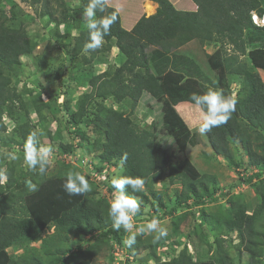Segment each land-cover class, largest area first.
<instances>
[{
  "label": "trees",
  "instance_id": "trees-1",
  "mask_svg": "<svg viewBox=\"0 0 264 264\" xmlns=\"http://www.w3.org/2000/svg\"><path fill=\"white\" fill-rule=\"evenodd\" d=\"M150 1L157 4L155 13L149 16L142 14L129 28L125 22L124 25L121 24L119 12L101 0L104 11L97 10V18L116 12L117 21L112 25L110 34L104 37L106 43L104 48L92 51L90 57L82 59L85 63L90 60L101 62L98 56H102L105 48L113 43L119 51L120 64L115 66L112 72L106 67L103 72L88 79L94 94L102 99L109 97L118 102L128 98L135 103L141 92L145 90L159 101L164 100V116L153 131L142 130L138 133L136 126L128 116L123 115L122 111L106 109L103 114L95 113L93 123L105 131V136L103 141L101 138L94 141L93 145L99 150L96 156L98 165L94 169L101 172L104 165L120 166L122 168L120 175L139 176L145 180L143 192L135 193L131 189L126 191L130 196L138 199L141 206L150 203L155 213L144 219L140 217L143 213L140 210L135 217L136 221H145L153 217L159 219L166 214L163 212L157 215L164 204L161 191L153 188V185L155 181L163 178V173L167 170L169 183H179L181 187L179 200L167 211V214H172L182 203L189 205V208L195 206L199 210L198 226L215 233L213 241L209 242L208 233L202 228L197 229L199 240L206 247V254L215 245L207 258H203V251V253L197 251L193 255L186 246H183L177 253L173 252L167 260L155 258L153 264H233L223 246L224 237L219 234L226 235L234 231L239 242V259L244 261V264H263L264 83L253 67L264 68V58L258 60L253 53L264 54V46H257L250 40L254 31H264V26L257 27L250 20L251 11L259 15L264 14L262 1L190 0L194 3L195 9L184 5L175 7L171 0ZM79 2L80 5L67 7L65 10L67 13H63V19L57 22V25L64 24L66 33L61 35L56 25L53 35L56 37L55 40H65L70 29H76L77 35L70 49L72 55L80 53L88 40L87 26L77 21L73 12L76 7L85 9L89 0H79ZM123 8L126 14V5ZM45 13L51 15L48 10L43 14ZM16 18L18 16L15 10L11 9L8 13L0 8V141L4 143L17 141L24 146L26 137L34 130V125H31L32 122L27 118L29 108L23 94L25 92L31 94L32 91L27 90L22 93L11 85L13 79L21 75L23 65L21 57L32 55L34 40L28 36L21 22L23 19L19 18L15 25H11ZM46 19L54 20L52 17ZM192 39L215 42L219 44L216 46L217 49L221 48L223 39H228L242 54L247 50L246 45H250L252 48L248 52L252 56L251 62L254 66H249L246 62L233 66L227 63L225 58L223 62L221 59L220 68L226 72L227 79L223 86L225 92L219 88L221 84L218 80L221 74L218 73L214 79L206 77L194 63L196 72L189 68L192 74L189 70L183 72L166 69V66L173 61L167 51ZM216 52L217 50L215 54ZM206 57L211 70L219 68L212 56ZM231 60L233 61L232 57ZM73 69L77 67L74 65ZM56 77L51 75L47 81H54ZM198 78L204 81V84L200 83ZM234 79L238 80L239 89L232 93L229 83ZM206 81L210 84L209 87L205 86ZM209 88L219 90L225 96L236 100V110L231 119L204 135L213 155L222 157L233 167H242L245 173L250 172L245 177V181L249 182L260 196V202L250 212L245 201L238 198V195L228 197V207H222L219 212L205 211L204 206L216 201L213 198L216 178L214 175L200 172L184 153L189 145L196 144L197 139L195 133H191L176 114L174 105L182 101L191 102L190 96L193 93L202 94ZM90 97L91 94L88 92L83 93L76 103L75 111H68L70 109L68 101L63 102L73 124H79L87 114L86 102ZM31 107L40 114L43 108L49 109L51 106L48 101L31 98ZM98 108L104 109L101 104ZM16 109H22L27 119L15 127L17 140H12L13 137L8 138L4 133L6 124L3 116L16 120L17 116L14 114ZM47 134L50 135V132L47 131ZM163 135L170 137L173 142L172 147L161 141ZM80 136L82 139L87 138L84 132ZM232 142L238 143L242 157L246 159L245 163L236 159L231 149ZM61 148L63 151H70L68 145H61ZM125 156L126 159L123 158ZM62 169L64 175L75 170L70 164H63ZM13 170L14 166L7 164L3 171L4 181H1L0 176V264H91L94 248L101 245L111 246V242L117 244L122 242L125 231L112 229V221L108 215L109 201L100 197L101 188L99 189L98 184L96 186L89 179V174L84 175L89 181L91 190L81 195H68L64 191L63 184L60 188L53 187L54 189L47 191L45 182L48 179L46 180L44 174L41 175L38 171L23 173L20 170L15 175ZM0 173H2L1 165ZM25 179L35 184L36 190H30L25 184ZM254 179L256 181L252 182ZM109 190L114 191L112 186ZM96 194L99 196L97 197ZM28 196L33 198L31 202L25 201ZM189 200L191 203H188ZM50 225L54 226L55 233L53 242L46 246V238L51 236L41 239V233ZM86 235L92 238L91 242L85 246L77 244V250L72 251L71 243L73 244L75 240L77 243L84 241ZM163 238L151 244L141 241L137 236L136 243L128 246L127 250L131 255H135L138 249L148 247L147 256H150L155 253L156 245L164 241ZM37 239L41 240V249L33 251L27 243ZM17 245L24 246V251L20 255L15 256L6 252L7 247ZM240 247L247 254L245 259L241 256Z\"/></svg>",
  "mask_w": 264,
  "mask_h": 264
},
{
  "label": "rangeland",
  "instance_id": "rangeland-1",
  "mask_svg": "<svg viewBox=\"0 0 264 264\" xmlns=\"http://www.w3.org/2000/svg\"><path fill=\"white\" fill-rule=\"evenodd\" d=\"M0 1V8L8 13L13 9L17 13L18 18H16L14 22H11V25H15L19 21V18L23 19L21 22L23 23L28 36L34 40L32 55H24L21 57L23 63L21 75L19 74L17 78L13 79L11 86H15L18 91L22 93L27 90L32 91L31 94H26V92L23 94V97L27 100V106L29 108L27 118L32 122L31 125H34V130L42 133L40 136L41 143L44 145H50L53 149V155L50 158L52 163L44 174L45 179H48L45 182L47 191L61 187L66 178V175L63 174V164H70L71 167L75 168L73 172H81L85 175L89 174V179L92 180L95 185L98 184L99 189L101 188L99 194L100 197L105 198L106 201H109L108 203H110L113 196V192L109 190V187L111 186L110 180L113 176L120 175L122 173V168L120 166L115 167L112 165H104L101 172L94 169L98 165V159L96 156L99 150L96 149L93 144L94 141L99 138L103 141L105 136V131L93 123V120H95V113L103 114L106 112V109L122 111L123 115L128 116L131 122L136 126L138 133L142 130L150 132L154 130V127H158L159 125L157 124L162 121L165 112V107H163L164 100L159 101L145 90L141 92L135 103H132L128 98L118 102L111 98L109 99V97L107 99H102L94 94V89L88 84V79L92 75L103 72L106 67L112 72L114 67L120 64L121 60L118 57L119 51L113 43L110 47L106 46L107 48L103 51L102 56H98V60L101 62L90 60L85 63L82 58L90 57L92 51H85L84 48L77 55H72L70 49L73 47L75 41L74 37L77 35L75 28L70 29V33L67 34L68 37L65 40H55L56 37L53 35L57 22L63 19V13H67V11H65L67 7L80 5L79 0ZM103 1L113 6L119 12L122 21L121 24L124 25L125 22L129 28L135 22L136 18L140 17L142 14L145 16L152 15L157 8V4L150 0ZM171 1L175 7H178L179 5L187 6L192 2H190V0ZM146 2H149L153 7L150 13L146 10ZM125 5V12L127 15L124 14L123 7H125ZM193 8L195 9V7ZM46 10L51 13L50 16H48L47 13L43 14ZM73 16L77 21H80L81 24L86 26L87 18L84 16V8L76 7ZM47 17H52L54 20H48L46 19ZM57 29L61 35L62 33H66L63 23H59ZM250 38L249 39L253 44L264 46V31L256 30ZM186 44L187 42L179 47L173 46L167 51L168 56L173 61L166 66V69L170 68L187 72L189 68H191V70L196 72V68L194 67V64H196L199 66L200 72L206 77L209 76L211 79L216 78L219 73V75L221 74V77L218 80L221 84V87L219 86V88L220 90L222 89L223 92L226 91L223 86H225L227 79L225 78L226 72L220 68L221 59L223 62V58H225L226 62L233 66L243 62H246L249 66L253 65L251 62L252 56H250L248 52L249 49L252 48L250 45H246L247 50L245 54H242L229 42L228 39H223L222 46L218 49L216 45L219 44L206 41L202 42L200 40L198 44L197 42H191L189 48L184 46ZM65 45H67V47ZM105 45L106 43L103 41L102 47L104 48ZM190 48L198 49L199 58L202 62L195 61L193 58L191 59L189 57L188 54L191 52V50H189ZM149 49H152V47H149ZM159 49L161 48L159 47ZM216 50L217 52L215 54ZM160 51L164 52V50ZM208 55L209 57L212 56L213 60H216L219 68L216 70L212 69V71L208 67L206 57ZM253 55L258 60L264 58V54L261 52H254ZM231 57L233 58V61L231 60ZM74 65L77 69H73ZM76 70L78 71L77 73ZM253 70L259 74L264 83V68L255 66L253 67ZM189 72L192 74L190 70ZM222 74L224 75L223 78ZM51 75H56L57 77L54 81L48 82L47 79ZM232 77L234 78V75ZM197 80L204 84V81L199 78ZM205 86L209 87L210 84L206 81ZM229 86L232 93L237 92L239 89L238 80L234 79L229 83ZM85 92L91 94V97L86 102L87 114L82 118L79 124H73L70 121L68 111H75L78 99H80ZM31 98L45 102L48 101L51 107H49V109L43 108L40 114H38L31 107ZM66 100L70 106L68 111L63 105V102ZM99 104L103 105L105 110L98 108ZM174 110L182 122L191 130V133H195L197 139L195 145H189L186 148L184 152L185 155L192 163H194L200 172L214 175L216 178L214 186L215 190L213 191V198L216 199V201L204 206L205 211L215 212L217 210L219 212L222 207H228V197L238 195V198L245 201L248 212H250L260 202L259 193L256 192L255 188L249 182L245 181V177L249 175L250 172L245 173L242 167H233L225 159H222V157L212 154L206 136L204 134H199L197 131L198 125L201 122V112L194 103L189 101L178 102L174 105ZM14 114L17 116L16 120L9 116H3V120L6 124V131L4 133H6V137H13L12 140H17V133H15L14 129L18 124H21L20 122L27 119V115L24 114L22 109H16ZM47 131L50 132V135L47 134ZM82 132L86 134V139L81 138L80 134ZM161 139V141L167 146H173V142L169 136L163 135L161 136ZM61 145L70 146V151H63ZM231 149L236 159L238 161L242 160L243 163H245L244 160L246 159L245 157H242L243 155L240 152L238 143L232 142ZM10 153H14L17 156V159H10ZM7 164H12L14 166L13 172L15 175L19 173L20 170H22L23 173H29L32 171L24 163V146L18 144L17 141H14L13 143H10V141H6L5 143L0 141V165L2 173L6 169ZM4 179L5 176L3 174V176H1V181H4ZM254 181H256V179L252 182ZM27 182L28 180L25 179L26 185ZM153 188L161 191V199L164 206L157 212V215H161L163 212L166 213L159 218V220L161 221L162 226L166 227L168 230V235L163 238L164 241L156 245L155 253L147 256L149 248L146 247L138 249L137 254L131 255L127 250L128 245L126 243L129 233L125 232L120 244L111 242V246L101 245L100 247L97 246L94 248V253L90 259L91 264H153L155 258L167 260L173 252L177 253L183 246H186L187 250L193 255H195L197 251H203L204 259L211 254L215 245H213L206 254V247L201 243L202 241L199 240L197 229L202 228L208 233L207 240L209 242L213 241L215 233L208 232L205 227L198 226L200 224V219L197 207L194 206L189 208V205L187 206L181 202L182 204L177 206L172 214H167V211L177 203L180 198V184L169 183L166 170L163 173V178L155 181ZM59 192L61 193V190ZM99 195L96 194L97 197ZM30 197H26L25 201L31 202L33 198ZM188 203H191V200H189ZM140 209L143 211L142 216L140 217L144 219L155 213L153 212L150 203L144 206H141L140 204ZM149 220L136 221L134 218L135 227L139 228ZM133 231H135V228ZM54 233L55 228L53 225L44 228L41 233V239L51 236L46 238V246L53 242ZM154 235L155 233H144L137 234L136 237L139 236L141 241L154 244ZM219 235L224 237L222 241L223 246L226 249L227 255L230 256L232 263L244 264V261L239 259V242L236 232L234 231L226 235ZM91 239L92 238L89 235H86L84 241H79L77 243L75 240L73 244L71 243L72 251L77 250V244L85 246L88 242H91ZM27 244L33 251H40L41 249L40 239L31 241ZM5 250L8 254L18 256L24 251V246H9ZM240 250H242V247H240ZM241 253L242 258L245 259L247 255L246 252L242 250ZM40 255L43 256V254ZM262 263L264 264V257L262 258Z\"/></svg>",
  "mask_w": 264,
  "mask_h": 264
},
{
  "label": "clouds",
  "instance_id": "clouds-1",
  "mask_svg": "<svg viewBox=\"0 0 264 264\" xmlns=\"http://www.w3.org/2000/svg\"><path fill=\"white\" fill-rule=\"evenodd\" d=\"M97 10L103 12L104 7L101 0H89L84 9V16L87 18L86 26L88 29V40L84 44L85 51H96L103 45L104 37L110 34L111 27L117 21V13L112 12L110 15L97 18ZM258 18H264V14L259 15L255 11L250 12L251 22L257 26H264L263 23L257 24L251 18V14ZM190 100L201 112V122L197 131L199 134H207L215 127L226 124L236 110V100L232 97L225 96L221 91L209 88L202 94L193 93ZM42 133L36 130L31 131L24 142V163L32 171H38L43 175L51 165L53 149L50 145H44L40 141ZM10 159L15 160L17 156L14 153L9 154ZM126 159V156L123 157ZM3 176V173H0ZM113 188V196L109 203L108 215L112 221V229L120 231L123 229L129 233L126 241L127 245L136 243L137 234H153V242L159 241L168 235L166 227L162 226L158 218L153 217L146 221L139 228L135 227L134 218L140 213V202L138 199L130 196L126 189L139 193L144 191L145 180L142 177H131L117 175L110 180ZM30 190H36V185L31 181L27 182ZM64 191L68 195H81L91 190L88 179L80 172L69 171L63 183ZM135 228V231H133Z\"/></svg>",
  "mask_w": 264,
  "mask_h": 264
},
{
  "label": "crops",
  "instance_id": "crops-1",
  "mask_svg": "<svg viewBox=\"0 0 264 264\" xmlns=\"http://www.w3.org/2000/svg\"><path fill=\"white\" fill-rule=\"evenodd\" d=\"M149 1V0H148ZM184 1V0H183ZM259 1H262V6L264 7V0H259ZM180 2H182V1H180ZM191 2V1H190ZM146 3H148V4H150L149 2H146ZM194 3L193 2H191L190 3V5H187L186 7H188V8H193V7H195V5H193ZM151 5V4H150ZM193 5V6H192ZM192 6V7H191ZM179 7V6H178ZM191 42H197V44L199 43V40L198 39H192V40H190L189 42H187V44L186 45H184L186 48H189V46L191 45L190 43ZM210 43H215V42H210ZM194 44V43H193ZM216 46H218V45H216ZM198 48V47H197ZM195 49V48H190L189 50H191V52L188 54L189 55V57L192 59L193 58V60H195V61H199V62H202V61H200V58H199V52H198V49Z\"/></svg>",
  "mask_w": 264,
  "mask_h": 264
},
{
  "label": "built area",
  "instance_id": "built-area-1",
  "mask_svg": "<svg viewBox=\"0 0 264 264\" xmlns=\"http://www.w3.org/2000/svg\"><path fill=\"white\" fill-rule=\"evenodd\" d=\"M251 18L254 22H256L257 24L259 23H263L264 22V18H258L256 15H254L253 13L251 14Z\"/></svg>",
  "mask_w": 264,
  "mask_h": 264
},
{
  "label": "bare ground",
  "instance_id": "bare-ground-1",
  "mask_svg": "<svg viewBox=\"0 0 264 264\" xmlns=\"http://www.w3.org/2000/svg\"><path fill=\"white\" fill-rule=\"evenodd\" d=\"M145 7H146L147 12L150 13V12L152 11V8H153L152 5H150V4L147 3V4L145 5Z\"/></svg>",
  "mask_w": 264,
  "mask_h": 264
}]
</instances>
